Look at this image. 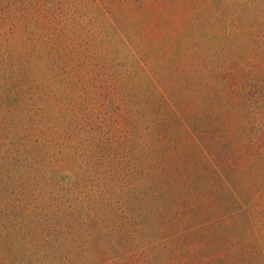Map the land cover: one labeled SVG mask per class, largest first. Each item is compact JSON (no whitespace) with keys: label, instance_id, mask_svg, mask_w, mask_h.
Segmentation results:
<instances>
[{"label":"rangeland","instance_id":"obj_1","mask_svg":"<svg viewBox=\"0 0 264 264\" xmlns=\"http://www.w3.org/2000/svg\"><path fill=\"white\" fill-rule=\"evenodd\" d=\"M0 264H264V0H0Z\"/></svg>","mask_w":264,"mask_h":264}]
</instances>
